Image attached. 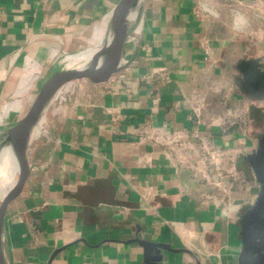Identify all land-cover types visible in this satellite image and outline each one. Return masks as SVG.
Listing matches in <instances>:
<instances>
[{"label": "crops", "instance_id": "obj_1", "mask_svg": "<svg viewBox=\"0 0 264 264\" xmlns=\"http://www.w3.org/2000/svg\"><path fill=\"white\" fill-rule=\"evenodd\" d=\"M119 1L0 0V131L60 58L106 43ZM234 42L264 58V0H146L131 64L69 82L51 104L4 215L8 264H143L136 237L177 251L159 264H235L260 187L245 157L264 130L222 64ZM154 133L175 143L143 140Z\"/></svg>", "mask_w": 264, "mask_h": 264}, {"label": "water", "instance_id": "obj_2", "mask_svg": "<svg viewBox=\"0 0 264 264\" xmlns=\"http://www.w3.org/2000/svg\"><path fill=\"white\" fill-rule=\"evenodd\" d=\"M145 1L120 0L109 23V30L112 32L108 39L110 42L88 53L65 54L60 58L44 75L39 90L23 117L0 131V167L12 157L17 170L15 184L0 198V264H8L2 248L5 212L21 192L30 169L34 166L28 160V151L36 140L31 141L33 130L47 119L51 104L66 84L84 78L99 81L131 64L139 47ZM246 52L244 42H234L222 64L234 90L250 104L262 106L253 110L254 124L262 122L263 126L259 129L264 130V58L251 57ZM85 54L90 56L81 59ZM44 150V147L38 149L37 155H42ZM245 161L260 187L254 202L240 215L238 225L241 247L234 255V263L264 264V131L258 137L257 148L245 157ZM133 242L143 249V264L161 263L162 251L177 252L171 250L169 245L153 244L137 237Z\"/></svg>", "mask_w": 264, "mask_h": 264}, {"label": "bare ground", "instance_id": "obj_3", "mask_svg": "<svg viewBox=\"0 0 264 264\" xmlns=\"http://www.w3.org/2000/svg\"><path fill=\"white\" fill-rule=\"evenodd\" d=\"M111 33L112 32L110 30H108V39H109ZM108 42H110V40H108L106 43H104L101 47H103L105 44H108ZM87 55L88 54L82 55L80 58L82 59L84 57L90 56V55H88V56ZM45 122H46V120L40 122L37 125V127L33 130L32 135H31V141L36 139L39 135H44L45 137L48 138V135H47L45 128H44ZM16 177H17L16 164H15V161L13 160V158L11 157V159L8 160V162L5 161L4 163H2V165L0 167V198H3L5 193L10 188L13 187V185L16 182Z\"/></svg>", "mask_w": 264, "mask_h": 264}, {"label": "built area", "instance_id": "obj_4", "mask_svg": "<svg viewBox=\"0 0 264 264\" xmlns=\"http://www.w3.org/2000/svg\"><path fill=\"white\" fill-rule=\"evenodd\" d=\"M197 110L194 111V113L197 114ZM143 140H147L153 145H159V146H170L175 143V140H169L166 137H164L161 134L154 133V134H148L143 136ZM201 153L203 157H206L209 160V164L214 169V172L216 173L218 179H221L223 177V172L221 169V163H220V154L218 151H216L213 147L209 146L207 143L202 142L201 143ZM216 187L220 185L219 181H216V183H213Z\"/></svg>", "mask_w": 264, "mask_h": 264}, {"label": "rangeland", "instance_id": "obj_5", "mask_svg": "<svg viewBox=\"0 0 264 264\" xmlns=\"http://www.w3.org/2000/svg\"><path fill=\"white\" fill-rule=\"evenodd\" d=\"M251 120H252V123H254V121H255V112L251 113Z\"/></svg>", "mask_w": 264, "mask_h": 264}, {"label": "trees", "instance_id": "obj_6", "mask_svg": "<svg viewBox=\"0 0 264 264\" xmlns=\"http://www.w3.org/2000/svg\"><path fill=\"white\" fill-rule=\"evenodd\" d=\"M256 128H262V122L255 124Z\"/></svg>", "mask_w": 264, "mask_h": 264}]
</instances>
